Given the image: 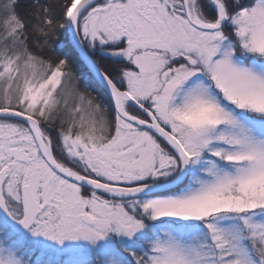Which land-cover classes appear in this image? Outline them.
Returning <instances> with one entry per match:
<instances>
[{"label":"snow or ice","instance_id":"obj_1","mask_svg":"<svg viewBox=\"0 0 264 264\" xmlns=\"http://www.w3.org/2000/svg\"><path fill=\"white\" fill-rule=\"evenodd\" d=\"M0 264H264V0H0Z\"/></svg>","mask_w":264,"mask_h":264},{"label":"trees","instance_id":"obj_2","mask_svg":"<svg viewBox=\"0 0 264 264\" xmlns=\"http://www.w3.org/2000/svg\"><path fill=\"white\" fill-rule=\"evenodd\" d=\"M78 70L81 71V72H85V73L87 72V69L83 68V67L78 68Z\"/></svg>","mask_w":264,"mask_h":264}]
</instances>
